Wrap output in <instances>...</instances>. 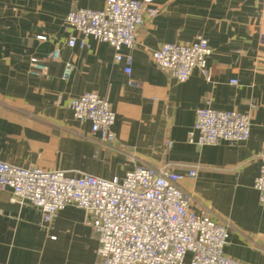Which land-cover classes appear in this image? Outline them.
<instances>
[{"label": "crops", "instance_id": "0c3cea01", "mask_svg": "<svg viewBox=\"0 0 264 264\" xmlns=\"http://www.w3.org/2000/svg\"><path fill=\"white\" fill-rule=\"evenodd\" d=\"M105 4L0 0V160L109 180L138 165L180 174L196 167V179L182 183L193 198L192 210L207 208L228 226L227 257L264 264V208L254 189L264 154V0H155L160 12L137 33L131 76L110 45L90 37L85 47L67 44L71 36L82 35L66 28V15ZM199 35L212 50L210 80L196 71L179 83L154 62L152 53L161 45L189 43ZM56 49L60 59L48 60ZM34 57L46 61L42 77L29 74ZM66 63L73 71L64 81ZM85 93L110 102L116 113L113 141H100L90 123L73 117L68 103ZM208 102L216 110L249 113V141L190 143L196 112ZM98 247L84 210L70 205L46 224L40 209L12 201L10 189L0 190V264H101Z\"/></svg>", "mask_w": 264, "mask_h": 264}, {"label": "built area", "instance_id": "2783aa9c", "mask_svg": "<svg viewBox=\"0 0 264 264\" xmlns=\"http://www.w3.org/2000/svg\"><path fill=\"white\" fill-rule=\"evenodd\" d=\"M155 0H106L101 10L75 9L65 17L66 28L82 35L71 36L69 47L87 46L86 38L110 45L115 60L132 74L133 55L139 29L159 14ZM264 38V15L260 29ZM46 40L45 37H38ZM127 49L128 53L123 50ZM208 40L199 35L189 43H165L152 53L154 62L179 83L187 82L199 71L210 80ZM54 50L48 60L58 61ZM46 61L31 58L29 74L42 77ZM73 65L66 63L62 79L69 80ZM238 82L232 80L231 84ZM131 86H136L130 80ZM73 117L91 124L92 134L106 143L115 139L116 113L110 102L96 93H85L68 103ZM252 122L249 113L216 110L210 102L196 112L188 141L200 146L222 143L233 146L249 141ZM168 147L172 142L168 141ZM197 169L180 174L169 167L160 169L138 165L122 178L104 179L88 174L70 175L62 170L22 168L0 160V190L10 189L12 201L30 203L40 209L50 224L68 206L84 210L99 242L101 264H241L225 255L230 232L216 221L210 210H192V196L185 191V179H196ZM254 189L264 208V154Z\"/></svg>", "mask_w": 264, "mask_h": 264}, {"label": "water", "instance_id": "95a60500", "mask_svg": "<svg viewBox=\"0 0 264 264\" xmlns=\"http://www.w3.org/2000/svg\"><path fill=\"white\" fill-rule=\"evenodd\" d=\"M262 42L264 43V38H262Z\"/></svg>", "mask_w": 264, "mask_h": 264}, {"label": "rangeland", "instance_id": "374dc122", "mask_svg": "<svg viewBox=\"0 0 264 264\" xmlns=\"http://www.w3.org/2000/svg\"><path fill=\"white\" fill-rule=\"evenodd\" d=\"M261 29V28H260Z\"/></svg>", "mask_w": 264, "mask_h": 264}]
</instances>
